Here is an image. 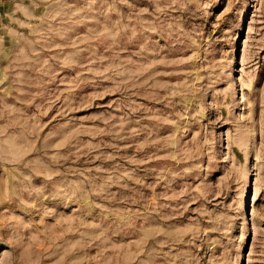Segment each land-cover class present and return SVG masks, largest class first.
Segmentation results:
<instances>
[{
    "label": "rangeland",
    "instance_id": "374dc122",
    "mask_svg": "<svg viewBox=\"0 0 264 264\" xmlns=\"http://www.w3.org/2000/svg\"><path fill=\"white\" fill-rule=\"evenodd\" d=\"M0 264H264V0H0Z\"/></svg>",
    "mask_w": 264,
    "mask_h": 264
}]
</instances>
